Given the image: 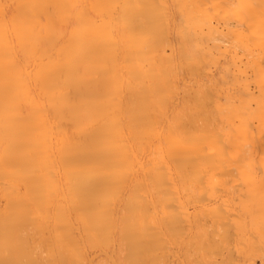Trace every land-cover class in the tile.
I'll use <instances>...</instances> for the list:
<instances>
[{
    "label": "bare ground",
    "instance_id": "obj_1",
    "mask_svg": "<svg viewBox=\"0 0 264 264\" xmlns=\"http://www.w3.org/2000/svg\"><path fill=\"white\" fill-rule=\"evenodd\" d=\"M0 264H264V0H0Z\"/></svg>",
    "mask_w": 264,
    "mask_h": 264
}]
</instances>
